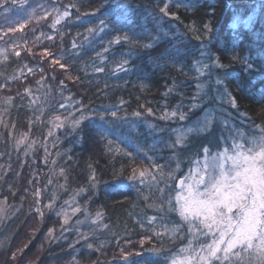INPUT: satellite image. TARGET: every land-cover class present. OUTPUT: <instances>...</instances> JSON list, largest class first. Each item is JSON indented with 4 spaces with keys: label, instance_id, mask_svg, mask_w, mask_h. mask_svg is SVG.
I'll use <instances>...</instances> for the list:
<instances>
[{
    "label": "trees",
    "instance_id": "trees-1",
    "mask_svg": "<svg viewBox=\"0 0 264 264\" xmlns=\"http://www.w3.org/2000/svg\"><path fill=\"white\" fill-rule=\"evenodd\" d=\"M55 2L71 5L70 15L56 30L57 35H62L56 52L65 53L61 60L76 81L62 76L59 67L44 73L53 86L62 89L59 92L70 96L69 101H76L73 114L79 116L82 112L87 119L76 129L71 123L65 126V136L49 151L45 162L41 147L22 163L23 158L17 157L16 151L8 150L9 140L0 142V163L11 162L8 171L0 166V208L4 209L0 212V253L10 256L16 242L20 243L22 235H26V239L30 238L27 252L35 246L40 248L33 264H72L73 258L78 264H126L120 253L128 243L151 238L161 249L170 245L168 239L179 222L177 214L168 208V198L176 188L175 177L187 166L193 151L209 143L205 136L195 147L188 140V151L169 147L176 145L178 132L187 127L186 123L211 107L220 111L228 128L233 127V135L236 129L249 135L260 134L252 126H264V0ZM165 3L174 15L160 12ZM6 8L12 11L17 6L9 0L0 8V15ZM250 14L256 15L249 17L248 23L233 24L237 18ZM3 19L0 18V30L8 25L4 21L7 25H3ZM90 28L95 31L89 33ZM125 34L131 42L110 43ZM157 37L154 47H144ZM164 52H168L166 58L161 57ZM209 55L214 59L210 60ZM215 58L222 68L215 66ZM19 59L10 56L0 62V107L1 100L11 96L14 103L10 118L19 121L20 129H28L33 108L26 89L35 86L36 78L44 75V65L28 57ZM123 60L128 63L121 70L117 65ZM248 64L252 70H246ZM27 66L31 67L30 72L25 71ZM97 68L103 71L98 72ZM218 78L223 81L219 87ZM198 86L206 88L199 91ZM225 87L236 98L235 107L224 95ZM196 93L199 95L195 97ZM112 111L120 117L127 114L130 123L119 121L112 128L113 133L119 128V135L125 139L110 135V150L98 129L107 126ZM137 111L141 116L132 115ZM173 111L186 115V122L163 118L166 112ZM117 148L131 152L134 159ZM153 161L164 166L163 177L157 175L164 193L157 191L152 180L157 172ZM132 167L147 170L143 184L127 179ZM93 171L97 184L90 189ZM81 188L89 190L77 195ZM75 195L74 206L81 211L65 224L60 213L64 202ZM50 200L52 208L46 207ZM37 207L43 211V218L36 212ZM97 212L101 213L100 220L81 221L85 215ZM33 222L38 225L30 226ZM105 224L107 228L102 226ZM49 229L54 231L49 234ZM81 233L88 234L87 241L81 239ZM149 255L148 252L146 257H140L154 263ZM6 261L3 258L0 264H7Z\"/></svg>",
    "mask_w": 264,
    "mask_h": 264
},
{
    "label": "rangeland",
    "instance_id": "rangeland-1",
    "mask_svg": "<svg viewBox=\"0 0 264 264\" xmlns=\"http://www.w3.org/2000/svg\"><path fill=\"white\" fill-rule=\"evenodd\" d=\"M54 2L55 0H25L24 3L15 4L17 6L16 10L7 11L0 15V18L5 19H3L2 22L4 21L8 24H6L7 27L0 30V62L8 59L10 56H15L17 59L20 58L22 60L23 57H28L30 60L37 61L44 65V68H42L41 71V75H44L41 76V78H36L35 86L31 87V85L27 87L30 92H26L28 93V97H30V104L33 108L31 118L29 121L27 120L28 129H20L18 124L19 121L10 118V109L14 103V99L9 96L1 100L0 142L9 140L10 147L8 150H10V152L16 151L14 153L18 155L17 157L23 158L22 163L25 162L27 156H33L35 153L34 151H36L35 149L39 147L42 148L41 156L45 162L47 155L50 154L49 151L52 150L55 145H58L62 141V137L65 136L66 132L62 131L67 124L71 123L70 120H65V117H68L70 113H74L76 103V101H73L74 103L69 101L70 96L68 94L64 96L62 94L63 92H59L62 89L59 90L55 87L56 85L53 86L54 83L49 82L50 80H47V73H44L45 70L53 71L59 67V65L52 64V60L54 58H60L65 54L61 51H59V53L58 51L56 52L58 45L62 44V35H57L56 30L63 19L56 24L55 28H52L51 25L57 18V12L53 11V9H59L60 13H62L67 8L69 13H71V5H69V3L59 5V3ZM45 13L48 14L45 15ZM254 15L256 14H250L247 18L245 17L243 19L237 18L233 24L237 26L241 21H243L244 24L248 23V21L251 20L249 17L252 18ZM4 22L3 25H5ZM21 23L24 24L23 28H20L19 26ZM9 27H15L17 30L15 32H8ZM45 50L51 52L52 56H47ZM17 52H19V56L16 55ZM41 59L44 62H42ZM60 63H63V61L60 60ZM29 69H31V67L27 66L25 71L30 72ZM60 71H62V76H65L69 81H76V78L71 74L68 68H60ZM206 81L209 80L207 79ZM203 88L205 89L206 87L198 86L199 91H202ZM55 89H58V91H55ZM198 95L199 94L196 93L195 97ZM200 103L202 102L200 101ZM61 105H64V107H60ZM219 112L220 111L216 108L212 109L211 107H208L201 112L200 116L192 120L191 123H186L185 125L187 127H184L183 131L178 132L180 137L183 136V139L180 140L179 144L176 142V145L178 148H185V151H188L191 148L186 147L188 140H192V147H195V145L198 144L199 139L205 136H208L206 140L209 142L203 143L193 151V157L187 163V166L181 170L182 172L179 174L177 173L178 176L175 177L174 181L176 188L173 192V196L168 198V200L170 199L173 205L177 208L175 214H177L179 222L175 227L179 226L180 230L175 233L172 231L173 236L168 239V243L170 244L168 248H159L153 243L151 238H140V240L134 241V243L126 244L125 247L127 246V248L120 253L121 258L126 264H150L143 261L144 258H142L146 257V253L148 252L150 253L149 256H151L154 261V263L151 264H171L172 258L181 260L188 257L192 258V264H197L199 259L197 252H200L201 255L205 254L201 250V245L206 246L211 242L212 237H205L198 232H194L192 225L179 216V205L175 201V196L180 190L179 179L189 177L190 171L191 176L195 177L197 169L202 168L205 159L202 149L205 146L210 150L208 154L209 159L212 156H215L218 151H223L225 148H229V154H232L231 147L234 143L244 142L246 147L251 146L246 141L233 135V127L231 126L228 128L226 119H223L222 116L218 114ZM56 117H60V119L64 121L63 127L56 126L59 123V121L55 120ZM186 119L187 117L184 120ZM184 120H180L181 124L186 122ZM206 123L208 124L207 127H205ZM252 127L254 130H257L254 125ZM188 128H192L193 131L189 133L187 131ZM240 131L243 132L242 130ZM49 132H51V135H49ZM61 132L63 133L62 136ZM243 133L248 138L258 137L260 135H249L246 132ZM21 137L25 139V143L18 145L17 141ZM30 144L32 146L31 150L27 151V154H25L26 149H28ZM34 161H37V158H35ZM0 166L1 169L3 167V170L8 171L11 169V162H8L7 164L4 162L2 164L0 163ZM24 176L28 177L26 174ZM25 177H22L21 181H23ZM76 197L77 196L75 195L74 199ZM73 207H75L74 204H65L62 212L67 214V218L73 217L71 214ZM0 209L4 210L3 208ZM95 219L96 214L93 213L85 215L84 219L81 221L88 222L89 220V222H93ZM29 225H35L36 227L38 224L33 222V224L29 223ZM16 243L17 244L10 256L4 252L0 253V262L5 258L7 264H33L39 255L40 248L35 246L27 252L26 249L29 246L30 238L26 239V235H22V241ZM153 249L159 251H153ZM181 249H187V251L182 252ZM135 253H137L136 256ZM13 254H15V258H13Z\"/></svg>",
    "mask_w": 264,
    "mask_h": 264
},
{
    "label": "snow or ice",
    "instance_id": "snow-or-ice-1",
    "mask_svg": "<svg viewBox=\"0 0 264 264\" xmlns=\"http://www.w3.org/2000/svg\"><path fill=\"white\" fill-rule=\"evenodd\" d=\"M10 2L15 5L17 3H24L25 0H10ZM7 3H9V0H0V8H3ZM168 7V3H165L160 12L164 15H174L168 12ZM7 11H10V9L6 8L5 12ZM53 11L57 12V18L53 21L52 28H55L60 20L70 15L67 8L62 13H60L59 9H53ZM47 14L45 13V15ZM103 24L104 21H101V30ZM19 26L23 28L24 24L21 23ZM16 30L15 27L8 28V32H15ZM94 31L95 29H88L89 33H93ZM122 40L131 42L130 37L125 34L124 36H116L115 40L110 41V43L118 44ZM158 40L159 37L154 38L153 43L145 44L144 47L152 48ZM75 47L76 44L73 42V48ZM45 53L49 57L52 56V53L47 50H45ZM16 55L19 56V52ZM167 55L168 52L161 53L162 58H166ZM62 58V56L54 58L52 64L59 65L61 69H66L67 65L60 63ZM208 58L210 60L214 59L211 55ZM215 59L217 61L215 66L222 68L223 65L219 63L218 58ZM127 63V60H123L117 67L123 70ZM205 67L207 68L208 66L206 65ZM246 70H252V65L248 64ZM96 71L102 72L103 69L97 68ZM61 84H63L62 81ZM216 84L218 87L222 86L223 81L218 78ZM26 91L30 92L28 89ZM224 95L229 97V102L235 107L236 98L231 95L226 87L224 88ZM60 107L63 108L64 105ZM147 112L151 113L152 109L148 108ZM132 115L139 117L141 113L137 111L132 113ZM163 118L183 121L186 117L183 113L173 111L171 113L166 112ZM85 119L87 117L82 112L79 116L70 113L68 117H65V120H70L73 129L78 128ZM55 120L59 121L56 126H64V121L60 117H56ZM119 121L130 123L127 119V114L124 117H120L116 111H112L107 126H101L98 129L101 136L107 139L110 135L116 134L118 135V139H125L124 136L119 135V128L116 129L115 133L112 132V128ZM207 126L208 124L206 123L205 127ZM254 127L260 132L258 137L248 138L239 129L235 131L237 138L246 141L251 146L246 147L244 142L234 143L231 147L232 154H229V148H225L223 151H218L210 159L208 157L210 150L205 146L202 149L205 155L203 166L197 169L196 176L192 177L190 171L189 177L179 179L180 190L175 196V201L179 205V216L192 225L194 232H198L205 237H212L211 242L206 246L201 245V250L205 254L201 255L200 252H197V256L199 257L197 264H264V126L254 124ZM187 131L190 133L193 129L188 128ZM49 135H51V132H49ZM182 139L183 136L178 137L177 144ZM107 142L111 150L113 141L107 139ZM24 143L25 139L23 137L17 141L18 145ZM31 147L30 144L25 154L31 150ZM169 147L176 148L177 145H169ZM116 150L124 151L119 148ZM124 155L133 158L131 152L124 151ZM163 167L162 165L155 164L153 161V168L157 172L156 175H152V180L156 182L157 191L161 193H164V189L159 188L160 181L157 180V175L161 178L163 177L161 171ZM146 171L132 167L127 179L129 181H139L140 184H143ZM61 172H63V169H61ZM89 182V188L94 189L97 184L94 171L89 177ZM165 187H168L166 183ZM88 190L81 188L77 195ZM36 195H39L38 191ZM64 203L75 204L76 201L73 198L71 201H65ZM149 206L151 207V205ZM46 207L52 208L53 201L50 200ZM168 208L171 212L177 211V208L172 204L170 199L168 200ZM2 211L0 209V212ZM80 211V207L76 206L72 208L71 214L75 215ZM36 212L43 218L44 213L41 208L37 207ZM60 214L65 216L64 223L67 224V214L63 212ZM101 218V213L97 212L96 220H100ZM151 219L156 220V217H152ZM77 223L81 222L77 221ZM102 226L104 228L108 227L106 224ZM178 230H180L179 226L172 229L173 233ZM53 231V229H49V234ZM156 235L159 236L160 233L157 232ZM80 237L87 241L88 234L81 233ZM86 246L88 248L92 247L91 244H87ZM153 251L159 250L153 249ZM181 251H187V249H181ZM13 258H15V254H13ZM72 264H78L75 258H73ZM171 264H192V258L188 257L181 260L172 258Z\"/></svg>",
    "mask_w": 264,
    "mask_h": 264
}]
</instances>
